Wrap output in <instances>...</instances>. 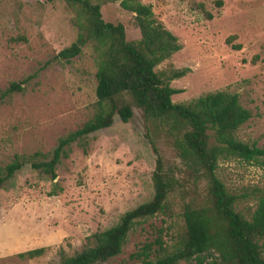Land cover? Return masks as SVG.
I'll use <instances>...</instances> for the list:
<instances>
[{
	"label": "rangeland",
	"instance_id": "rangeland-1",
	"mask_svg": "<svg viewBox=\"0 0 264 264\" xmlns=\"http://www.w3.org/2000/svg\"><path fill=\"white\" fill-rule=\"evenodd\" d=\"M122 1L104 2L103 17L124 24L129 41L139 40L134 15L121 7ZM141 1L181 45L159 69H190L172 82L180 91L172 100L222 90L237 93L252 113L239 136L264 148V0ZM75 16L61 0H0V171L17 154L50 155L61 137L82 128L94 114L97 67L91 46L70 62L54 60L78 36ZM26 79L25 92L1 97L12 82ZM155 143L166 168L188 179L170 142L161 136ZM156 165L137 108L128 123L116 117L113 126L91 135L87 153L74 144L57 178L27 164L0 189V264H55L61 249L68 254L83 250L93 234L152 199ZM219 175L229 188L249 195L243 207L264 190V167L257 164L222 163ZM174 208L178 220V200ZM175 219L150 218L131 234L122 254L105 264H140L136 253L144 245L152 244V253L160 243L170 245L178 228ZM37 248L46 253L18 257Z\"/></svg>",
	"mask_w": 264,
	"mask_h": 264
},
{
	"label": "trees",
	"instance_id": "trees-1",
	"mask_svg": "<svg viewBox=\"0 0 264 264\" xmlns=\"http://www.w3.org/2000/svg\"><path fill=\"white\" fill-rule=\"evenodd\" d=\"M61 1L76 14L73 22L78 36L54 60L70 62L91 46L97 67L94 114L82 128L61 137L50 155L17 154L0 171V189L27 164L57 178V168L69 158L74 144L87 153L91 135L113 126L116 117L128 123L135 108L142 112L157 165L150 201L126 212L116 225L93 234L83 250L68 254L61 249L55 264L109 262L122 254L131 234L150 218L164 215L174 220L175 200L179 201L180 213L172 243H160L155 253L152 244L144 245L136 253L140 264H264V190L254 195L251 205L243 207L249 195L229 188L219 175L221 164L230 161L264 167V148L239 136L240 129L252 118L239 95L222 90L175 103L172 97L180 91L172 82L185 77L190 69H159L181 45L156 19L152 7L141 0L121 2V7L134 15V25L140 31L141 38L135 41L127 39L124 24L105 21L102 5L107 0ZM27 81L12 82L1 97L25 92ZM161 136L174 148L188 179L166 168L155 143ZM45 253L46 248H37L18 257L35 259Z\"/></svg>",
	"mask_w": 264,
	"mask_h": 264
}]
</instances>
